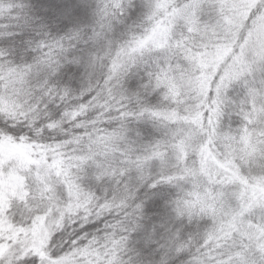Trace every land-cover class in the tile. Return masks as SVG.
<instances>
[{
    "label": "rangeland",
    "instance_id": "1",
    "mask_svg": "<svg viewBox=\"0 0 264 264\" xmlns=\"http://www.w3.org/2000/svg\"><path fill=\"white\" fill-rule=\"evenodd\" d=\"M136 2L144 16L133 31L104 39L89 66L86 81L105 99L94 102L103 108L95 119L78 113L94 136L75 157L81 165L12 141H0V165L41 169L45 203L88 195L86 178L97 174L122 190L156 178L185 221L167 236L168 251L191 252L188 264H264V0ZM129 73L147 88L129 89ZM26 182L18 171L0 175V189ZM158 259L168 264L167 251Z\"/></svg>",
    "mask_w": 264,
    "mask_h": 264
},
{
    "label": "snow or ice",
    "instance_id": "2",
    "mask_svg": "<svg viewBox=\"0 0 264 264\" xmlns=\"http://www.w3.org/2000/svg\"><path fill=\"white\" fill-rule=\"evenodd\" d=\"M143 16L136 0H0V141L32 145L53 160L71 157L66 168L80 166L75 157L94 139L87 120L103 112L94 102L105 99L97 95L99 83L93 88L94 81H86L92 58L104 39L126 38ZM125 83L137 92L147 88L145 78L132 73ZM12 171L31 182L0 189V264H160L166 251L168 264H188L191 252L166 249L171 230L185 221L170 212L156 178L122 190L97 174L86 178L95 185L88 195L45 203L48 180L41 169L0 165V175ZM41 220L45 235L37 242Z\"/></svg>",
    "mask_w": 264,
    "mask_h": 264
},
{
    "label": "bare ground",
    "instance_id": "3",
    "mask_svg": "<svg viewBox=\"0 0 264 264\" xmlns=\"http://www.w3.org/2000/svg\"><path fill=\"white\" fill-rule=\"evenodd\" d=\"M198 185H200V183Z\"/></svg>",
    "mask_w": 264,
    "mask_h": 264
}]
</instances>
